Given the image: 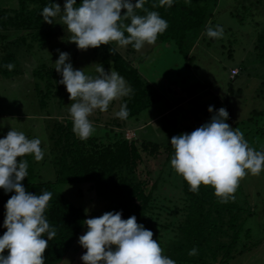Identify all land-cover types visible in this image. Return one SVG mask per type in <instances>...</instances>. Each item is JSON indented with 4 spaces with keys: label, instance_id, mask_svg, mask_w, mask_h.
<instances>
[{
    "label": "trees",
    "instance_id": "trees-1",
    "mask_svg": "<svg viewBox=\"0 0 264 264\" xmlns=\"http://www.w3.org/2000/svg\"><path fill=\"white\" fill-rule=\"evenodd\" d=\"M0 5V84L16 81L26 77L24 95L29 103H39L40 108L69 106L75 101L69 100L66 86L57 83L62 76L55 70L54 53L59 58V52H67L71 33L60 19H53V24L43 21L40 13L43 7L58 3V0H3ZM136 3V0H132ZM220 0H173L172 6L153 7L159 0H145L144 8L156 11L168 23L167 29L158 35L154 45L173 43L179 53L189 55L196 40L210 27L220 26L214 20L215 11ZM82 0H76L79 6ZM264 12V0H256ZM259 11V10H258ZM126 9L121 10L124 15ZM135 14L144 16L143 9H137ZM130 23V21H125ZM258 35L254 45L257 55L264 61V21L258 23ZM128 34L125 32V36ZM214 39V38H212ZM70 62L74 69H82L86 75L97 76L98 64L105 71L118 72L131 87L129 96L113 100L107 114L119 111L122 104H127L129 116L126 120L113 117L107 118L103 127L100 126L101 115L94 118V132L87 140H80L72 131L70 114L60 113L53 116L50 112L45 117L44 136L40 147L45 152L44 159L37 162L34 155L17 157L28 163V176L21 181L25 190L32 194H42L50 191L52 198L45 210V216L50 227L56 230V236L48 242L44 253V264H60L68 251L73 247L86 225L83 221L90 218L83 208L74 204L64 190L70 185L79 187L80 194L93 193L97 199L107 203L105 212H122V219L135 215L137 223L153 232L163 249V255L176 261V264H207L211 261L219 263L230 261L234 253L247 250V243L241 240L242 233L249 236L251 229L245 228L247 216L255 214L251 203L242 198L241 181L234 193L235 199L221 203L214 195L211 186H200L198 193L190 191L189 184L171 167L174 155L170 141L173 136L191 133L196 128L210 121L214 113H209L208 107L213 106L214 112L224 107L229 113L226 123L232 128H238L244 134V139L253 149L259 147L264 151V110L254 109L248 117L251 125L235 123L232 103L236 91L229 87L224 100L213 93L211 102L201 103L198 95L208 89L207 83H195L187 88L188 95L173 100L168 98L151 81L146 80L139 67L130 60V55L136 50L132 45L120 47L116 42L78 50L73 43ZM51 47V48H50ZM45 55L44 51H49ZM59 49V52L57 51ZM113 50V53L110 52ZM188 58V64L193 59ZM12 63L9 71L4 65ZM238 73L232 78L236 79ZM231 70V73H232ZM27 78V77H26ZM171 91L172 87L168 86ZM3 93L0 105H9L12 111L13 100ZM165 101L167 110L158 117L137 126L139 115L153 104ZM101 113V112H99ZM148 129L150 137H144L140 132ZM131 130L135 135L126 136ZM168 133L165 140L156 139L161 133ZM30 139L36 138L29 134ZM172 177L174 191L180 193V204L173 202L174 221H162L165 199L156 194L160 187H168L164 181ZM81 190V191H80ZM15 192L6 193L0 188V237L6 232L3 227L6 209L5 204ZM92 198V197H91ZM91 200V199H89ZM163 203L158 205L159 202ZM88 202V201H87ZM89 206V205H88ZM158 210V211H157ZM182 216V219L178 218ZM47 239V234L44 236ZM238 243L243 248L238 249ZM197 249V255L189 256L191 249ZM3 255H8L5 249ZM223 264V263H221Z\"/></svg>",
    "mask_w": 264,
    "mask_h": 264
},
{
    "label": "clouds",
    "instance_id": "clouds-1",
    "mask_svg": "<svg viewBox=\"0 0 264 264\" xmlns=\"http://www.w3.org/2000/svg\"><path fill=\"white\" fill-rule=\"evenodd\" d=\"M172 3L173 0H159L153 7H171ZM144 5L145 0H136V3L132 0H82L76 6V0H66L63 10L60 4L53 3L43 7L40 15L51 25L52 18L63 13L62 24L72 34L70 42L75 43L78 50L116 42L120 47L132 45L134 50L140 51L145 44H155L158 35L168 27L158 12L148 11ZM122 9H126L124 15H121ZM137 9H143L146 15L135 14ZM205 34L209 38H221L224 30L221 26L208 27ZM54 64L56 72L62 76L57 83L66 86L69 100L75 101L71 103L69 114L72 131L80 140H87L94 132L89 120L94 110L106 112L113 100L132 93L118 72L111 69L106 72L100 64L95 69L98 73L95 77L86 75L82 69H74L67 52H59ZM4 66L9 71L14 68L12 63ZM208 111L214 113L209 122L191 133L171 138L174 155L170 163L189 184L190 191L198 193L202 184L211 186L220 202L227 203L235 199L234 193L246 175L256 176L264 170V151L251 148L243 132L226 123L229 113L224 107L214 112L213 106H209ZM114 115L126 120L127 104H122ZM40 145L39 138L29 139L14 129L0 139V188L6 193L15 192L5 204L3 227L6 232L0 237V264H44L48 242L56 236V230L50 227L45 216L52 193L27 192L21 181L28 176V163L23 159L17 162V157L29 154L34 155L37 162L42 161L45 152ZM83 224L87 231L78 239L86 249L81 256L83 264H176L163 255L162 247L153 239V232L138 224L135 215L125 220L122 212L109 211L88 218ZM5 249L7 256L3 255ZM188 255H197V249H191Z\"/></svg>",
    "mask_w": 264,
    "mask_h": 264
},
{
    "label": "rangeland",
    "instance_id": "rangeland-1",
    "mask_svg": "<svg viewBox=\"0 0 264 264\" xmlns=\"http://www.w3.org/2000/svg\"><path fill=\"white\" fill-rule=\"evenodd\" d=\"M58 1L63 10L66 0ZM3 4L5 2L0 0V5ZM260 9L262 7L256 3V0H220L213 20L223 28V37L212 39L205 34L206 32L203 33L187 55L193 59L190 64H188L186 55L179 53L177 48L174 49L173 43L145 44L140 51H135L129 56L130 60L139 67L142 76L154 83L168 100L187 96L186 87L195 83H207L208 85V89L201 91L197 96L201 103L211 102L213 96L211 91L224 100L229 87L235 89L240 87L241 91H236L232 99L233 119L235 123L241 122L247 127L251 125L248 123L251 111L254 109L264 110V61L257 55L254 48L259 29L258 23L264 21V12ZM62 14H58L54 19H60ZM66 46H68V53L71 54L74 51L73 43L70 42L69 45L66 43ZM51 52L50 50L44 51V54L49 55ZM56 60L57 56L54 53V61ZM234 67L240 68L241 73L232 80L231 70ZM30 74L31 71L28 70L27 78L23 77L8 83L6 81L9 80H6L0 84V96L5 93L8 95L7 98L13 100L12 111H9L11 107L6 105L7 103L0 105V139L5 138L7 132L14 129L23 132L29 139V134H31L32 137L43 141L45 140L44 122L47 112L53 116L64 112L69 114L71 104L64 107H57V104L56 107L49 105L47 108H40L39 103L27 102L24 89H26ZM168 86L172 87L171 91L168 90ZM0 98L6 101V98ZM167 108L165 101L153 104L140 113L137 126L148 123L150 120L153 121V118L156 119ZM99 112L101 111L98 109L94 110L89 116V120L94 122V118L101 115V127L105 126L103 118L106 115L109 120L115 116L114 113L107 114L108 111ZM148 129L143 131L141 129L140 132L144 134V137L149 138ZM155 138L165 140L169 138V134L162 132L159 137ZM261 146L260 143L259 147ZM259 147L255 150L259 151ZM171 178L166 176L164 179L168 183V187H160L156 191L161 199L168 196L165 198L168 199L165 200V208L166 205H168L167 208H173V202L180 204V199L174 197H179L180 193L174 191L172 186L174 180ZM241 188L242 198H246L256 212L252 216H247L244 221L245 228L251 229L249 236L245 232L241 235V240L248 245L247 250L234 253V257L228 262L221 258L219 263L211 261L207 264H264V170L256 176L251 173L246 175L241 180ZM64 190L74 204L81 206L84 211L88 209L87 214L90 218L99 217L105 213L107 203L102 199L95 198L93 193H88L87 187L82 189L86 193L84 195L80 194L79 187L74 185H70ZM162 203L160 201L158 205ZM167 208L160 214V217L162 221L165 219L172 223L174 221L173 210ZM178 218L182 219V216L178 215ZM86 231L87 227H84L79 236L85 234ZM78 239L79 237L60 264H83L81 256L86 253V249L78 243ZM243 247L242 243H238L239 250ZM114 248L115 246H113V250Z\"/></svg>",
    "mask_w": 264,
    "mask_h": 264
},
{
    "label": "built area",
    "instance_id": "built-area-1",
    "mask_svg": "<svg viewBox=\"0 0 264 264\" xmlns=\"http://www.w3.org/2000/svg\"><path fill=\"white\" fill-rule=\"evenodd\" d=\"M238 73V70L237 69H233L232 70V73H231V77L233 78L236 74ZM135 135V132L131 131V130H127L126 131V136L128 138H131Z\"/></svg>",
    "mask_w": 264,
    "mask_h": 264
}]
</instances>
